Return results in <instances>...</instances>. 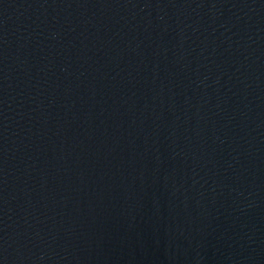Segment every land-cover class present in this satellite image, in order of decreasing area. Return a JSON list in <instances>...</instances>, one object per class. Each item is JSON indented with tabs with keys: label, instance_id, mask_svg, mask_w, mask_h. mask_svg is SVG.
<instances>
[{
	"label": "water",
	"instance_id": "water-1",
	"mask_svg": "<svg viewBox=\"0 0 264 264\" xmlns=\"http://www.w3.org/2000/svg\"><path fill=\"white\" fill-rule=\"evenodd\" d=\"M0 264H264V0H0Z\"/></svg>",
	"mask_w": 264,
	"mask_h": 264
}]
</instances>
